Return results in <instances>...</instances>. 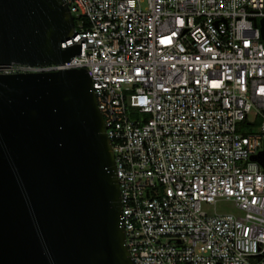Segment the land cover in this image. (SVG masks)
<instances>
[{
  "label": "built area",
  "instance_id": "2783aa9c",
  "mask_svg": "<svg viewBox=\"0 0 264 264\" xmlns=\"http://www.w3.org/2000/svg\"><path fill=\"white\" fill-rule=\"evenodd\" d=\"M66 2L80 55L3 72H88L134 263L264 264V0Z\"/></svg>",
  "mask_w": 264,
  "mask_h": 264
},
{
  "label": "water",
  "instance_id": "95a60500",
  "mask_svg": "<svg viewBox=\"0 0 264 264\" xmlns=\"http://www.w3.org/2000/svg\"><path fill=\"white\" fill-rule=\"evenodd\" d=\"M75 36L66 0H0V264H135L88 72H3L72 61Z\"/></svg>",
  "mask_w": 264,
  "mask_h": 264
},
{
  "label": "rangeland",
  "instance_id": "374dc122",
  "mask_svg": "<svg viewBox=\"0 0 264 264\" xmlns=\"http://www.w3.org/2000/svg\"><path fill=\"white\" fill-rule=\"evenodd\" d=\"M257 126L253 127L252 130L246 129L245 132L246 134L250 133H255L257 132ZM249 132V133H248ZM204 210L209 214V215H226V214H233L236 216H242V212L239 211L235 204L230 201H219L215 204L211 205H204Z\"/></svg>",
  "mask_w": 264,
  "mask_h": 264
}]
</instances>
